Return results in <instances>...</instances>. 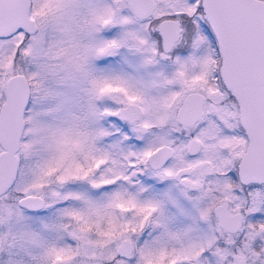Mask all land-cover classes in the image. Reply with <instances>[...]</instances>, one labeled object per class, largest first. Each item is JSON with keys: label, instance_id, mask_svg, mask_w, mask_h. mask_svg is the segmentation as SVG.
Returning a JSON list of instances; mask_svg holds the SVG:
<instances>
[{"label": "snow or ice", "instance_id": "snow-or-ice-1", "mask_svg": "<svg viewBox=\"0 0 264 264\" xmlns=\"http://www.w3.org/2000/svg\"><path fill=\"white\" fill-rule=\"evenodd\" d=\"M0 264H264V0H0Z\"/></svg>", "mask_w": 264, "mask_h": 264}]
</instances>
